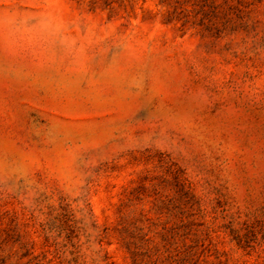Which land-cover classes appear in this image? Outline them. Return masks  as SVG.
I'll return each mask as SVG.
<instances>
[{"label": "rangeland", "instance_id": "374dc122", "mask_svg": "<svg viewBox=\"0 0 264 264\" xmlns=\"http://www.w3.org/2000/svg\"><path fill=\"white\" fill-rule=\"evenodd\" d=\"M0 264H264V0H0Z\"/></svg>", "mask_w": 264, "mask_h": 264}]
</instances>
